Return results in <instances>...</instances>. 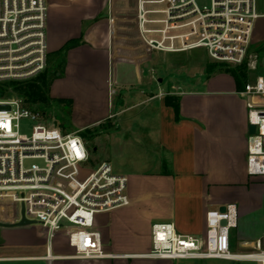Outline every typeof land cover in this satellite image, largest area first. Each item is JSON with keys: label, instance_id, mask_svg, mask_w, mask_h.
<instances>
[{"label": "crops", "instance_id": "0c3cea01", "mask_svg": "<svg viewBox=\"0 0 264 264\" xmlns=\"http://www.w3.org/2000/svg\"><path fill=\"white\" fill-rule=\"evenodd\" d=\"M47 4L51 66L58 68L64 57L49 96L54 103L62 100V117L72 130L103 127L100 145L114 157L130 144L148 146L147 138L151 157L144 167L121 173L129 178L130 204L97 216L104 250L113 256L90 261L70 257L73 250L59 236L52 245L55 258L47 261L45 228L0 226V264H258L144 254L151 250L155 222H173L180 234L204 237L208 212L227 204L239 209L232 250L250 253L259 240L264 242V177L247 171L249 103L264 99L242 95L244 88L228 72L201 74V79L197 73L174 75L170 54L182 52L158 50L143 39L139 0ZM257 7L251 49L260 55L264 75V0H257ZM154 54H163L162 59ZM142 105L143 112L135 111ZM11 220L0 211V222Z\"/></svg>", "mask_w": 264, "mask_h": 264}, {"label": "built area", "instance_id": "2783aa9c", "mask_svg": "<svg viewBox=\"0 0 264 264\" xmlns=\"http://www.w3.org/2000/svg\"><path fill=\"white\" fill-rule=\"evenodd\" d=\"M139 0V25L149 46L166 52L204 48L210 58L231 67L247 65L254 73L241 94L264 99L260 55L251 49L257 0ZM47 0H0V202L19 206L15 223L24 217L48 232L45 259L55 258L52 245L60 236L73 250L70 257L101 260L104 250L97 225L101 213L128 206L129 178L102 161L91 166V150L82 131L49 125L44 112L26 105L12 83L32 80L48 65ZM11 94V95H10ZM247 171L264 177V103H249ZM0 203V204H1ZM211 210L204 237L180 234L173 222H155L151 250L158 259H247L264 264V242L255 251L236 253L231 233L239 209ZM24 210V213H23ZM225 221V223H223ZM48 264H52L51 262Z\"/></svg>", "mask_w": 264, "mask_h": 264}, {"label": "rangeland", "instance_id": "374dc122", "mask_svg": "<svg viewBox=\"0 0 264 264\" xmlns=\"http://www.w3.org/2000/svg\"><path fill=\"white\" fill-rule=\"evenodd\" d=\"M202 2L203 4H207L208 0L202 1ZM162 55L154 54V57L156 56V59L158 60L159 59L158 57H161L162 59ZM170 56L173 59L171 60L173 64L172 73L174 75H180L182 72V73H185V77L188 74L195 75V73H197V77L201 79L202 77L201 74L208 77L212 75L214 72L215 73L225 72L223 70H220L221 69L220 67H224V65H227L225 63L214 61L212 58H210V56L208 55L207 51L204 48L194 49V50H191L188 52H182V53H172L170 54ZM52 59L54 58L48 57V65L45 71L42 73V75H40L39 77H36V79L34 78L33 80H29L27 82H30V83L36 82L41 78V76L45 74L51 75L55 70L59 69L61 66L60 67L58 66V68L51 66L50 63H52L53 61ZM176 64L179 66H177ZM210 66H213L217 70L210 74L209 72ZM158 73L162 74V70L158 69L157 74ZM251 74L252 73L249 71L248 76L250 77ZM157 82L158 81H156V85H158ZM21 96L23 97V95ZM39 108H42V112H44V118L47 120L49 125H55V126L58 125L60 128L64 130H68V131H71L72 129H74L69 124H67L66 120L62 117L61 109L58 107V103H54V105H52L50 108L44 107L42 104H40ZM144 108H145L144 105H142V106H139L137 109H135V111L143 112L145 110ZM141 115L143 114L141 113ZM102 131L105 132V129L103 127H96V128H91V129L82 131V135L84 136L91 150V166H96L98 163L106 160V161H110L115 172L123 173L127 169H138V168L144 167L146 164L147 157L148 156L151 157V151L148 146H151L152 142L151 141L148 142L147 138H144L143 141L148 146H145L143 144L141 145L130 144L129 146L123 147L120 150V153H121L120 156H115V157L112 156L108 148L104 147V145L103 146L100 145V134ZM96 147H97V150H95ZM18 209H19V206L11 202H5V203L0 204L1 213H3L4 215H6V217H9V218L10 217L16 218L17 216L16 212L18 211ZM38 236L40 238L46 237L44 234H39ZM44 247L45 246H39V249H43ZM19 248H20L19 253L23 254V246L18 247V249ZM15 264H23V263H15Z\"/></svg>", "mask_w": 264, "mask_h": 264}, {"label": "trees", "instance_id": "16d2710c", "mask_svg": "<svg viewBox=\"0 0 264 264\" xmlns=\"http://www.w3.org/2000/svg\"><path fill=\"white\" fill-rule=\"evenodd\" d=\"M70 45L72 44H69V46H66L65 50L72 47ZM62 64H64V57L60 63L61 67H62ZM60 68L54 71L51 75L45 74L41 76V78L36 82L30 83L26 81V82H21V83H12L13 84L12 91L17 92L20 95H23L26 99V105L28 107L37 108V109L42 110V108H39V105L42 104L44 107L50 108L54 104V100H52V98H50L49 96L50 86H51L53 77L56 75V72L60 70ZM220 68H221L220 70L231 73L235 77L239 88L245 87V84L247 83V80L249 78L248 76L249 70H248L247 65H241L237 67H230L228 65H224V67H220ZM216 70L217 69H215L213 66L209 67L210 74ZM4 87L5 86H0V93H3L4 95L12 93L11 89H9L8 86H6L5 88ZM55 102L60 104L62 103V100H57Z\"/></svg>", "mask_w": 264, "mask_h": 264}, {"label": "water", "instance_id": "95a60500", "mask_svg": "<svg viewBox=\"0 0 264 264\" xmlns=\"http://www.w3.org/2000/svg\"><path fill=\"white\" fill-rule=\"evenodd\" d=\"M255 131H256V126L251 124L249 127V133L253 134ZM226 209H227L226 205H223L221 206L220 211L225 212ZM23 213H24V210H23ZM223 223H225V221ZM31 225H37V222L26 219L24 215L22 217V220H20L19 222H15V223L0 222V226L7 227V228L26 227V226H31Z\"/></svg>", "mask_w": 264, "mask_h": 264}]
</instances>
